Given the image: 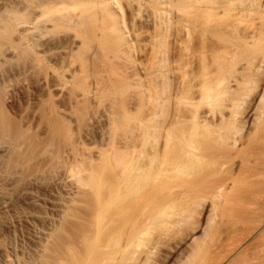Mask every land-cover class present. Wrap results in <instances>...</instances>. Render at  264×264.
Masks as SVG:
<instances>
[{
  "label": "bare ground",
  "instance_id": "1",
  "mask_svg": "<svg viewBox=\"0 0 264 264\" xmlns=\"http://www.w3.org/2000/svg\"><path fill=\"white\" fill-rule=\"evenodd\" d=\"M121 5L0 0V264H264V0Z\"/></svg>",
  "mask_w": 264,
  "mask_h": 264
},
{
  "label": "rangeland",
  "instance_id": "2",
  "mask_svg": "<svg viewBox=\"0 0 264 264\" xmlns=\"http://www.w3.org/2000/svg\"><path fill=\"white\" fill-rule=\"evenodd\" d=\"M152 2H147V1H144V0H120V2H121V6H122V8L124 9V15H123V30H124V34H125V36H126V38L128 37V39H136V41H137V43H138V45L139 46H141V45H144V47H146L145 45L146 44H148V46L150 45V40L151 39H155V37L157 38L158 36H155V34H157V33H154V18H152V16L154 15H152V12L153 13H156V12H158V10H159V12L162 14V15H164L163 17H166L165 15L167 14L166 13V10L167 9H169V7L170 6H172L171 4H173V2L174 3H177L178 4V2H179V4L181 5V0H166L165 2L164 1H161L160 3L158 2V0H156L157 1V3H156V1H154V0H151ZM168 1H169V3H168ZM172 1V2H171ZM131 3V4H130ZM154 4V5H153ZM157 4V5H156ZM163 4V5H162ZM168 5V8H166L167 7V5ZM150 5V6H149ZM156 5V6H155ZM159 5V7H157ZM161 5V6H160ZM176 5V4H175ZM179 5V6H180ZM138 6H140L141 7V12L139 13L140 15H138V13L136 12V8L135 7H138ZM155 6V7H154ZM178 6V5H177ZM154 7V8H153ZM157 7V8H156ZM174 6H172L171 8H173ZM169 9L168 10V14H167V20L165 19V21H164V23H165V25H166V23H168L170 20H171V23L173 24V25H171V27H172V29H170V28H168L167 26V28L168 29H170V30H167V28H166V30H165V28L163 27L164 26V24L163 23H161V25H159V26H156L155 27V29H157V31H160L159 29H161V31L160 32H158V33H161L162 34V31H165L166 33H170L169 34V36H168V34H165V32L163 33V35H165V37L163 36V38L159 35V37H160V39H167L168 37L170 38V39H179L180 37V39H182V36H183V38H184V32H181V31H183L182 29H180V28H183V24H184V21H185V19H184V17L182 18L181 17V15H180V17L178 16L179 14H177L176 15V11L178 12V11H180V9L179 8H173V10L172 9ZM165 9V10H164ZM174 9H176V11H174ZM162 10H163V12H162ZM172 11V12H171ZM166 13V14H165ZM173 13H175L174 14V16H172V18L174 19V17H175V15H176V17H177V20H175L176 19V17H175V19L173 20L171 17H170V15H172ZM182 12L180 11V14H181ZM207 15H210V14H207ZM206 15V16H207ZM251 15V14H250ZM249 15V16H250ZM256 15H258V14H256ZM255 15V13H254V15L253 16H255L256 18H254L252 15H251V17L248 19V17L247 16H241L243 19L242 20H245V18H246V20L248 19V22L249 21H253V23L254 22H256V23H254V24H258L257 26L259 27V25H261V24H259L260 22H259V20H258V18L257 17H259V19H260V15H258V16H256ZM182 16H183V14H182ZM169 17V18H168ZM210 17V16H209ZM208 17V18H209ZM241 17H239L238 18V20L241 18ZM178 18H180V20H178ZM207 18V19H208ZM213 18V17H212ZM168 19H170V20H168ZM182 19V20H181ZM184 19V20H183ZM210 20H212V19H210ZM242 20L240 19L239 21L241 22V23H244V22H246V21H244V22H242ZM255 20V21H254ZM256 20H258V22L256 21ZM166 21H168V22H166ZM172 21H174V22H172ZM176 21V22H175ZM180 21V22H179ZM262 21V20H261ZM179 22V24L177 25V23ZM248 22H246V24H249ZM181 23V24H180ZM253 23H251V24H253ZM169 25V24H168ZM177 25V26H176ZM181 25V26H180ZM240 25V24H239ZM255 25V26H256ZM170 26V25H169ZM242 27H245V26H247V25H245V23H244V25H241ZM176 28V30H175V28ZM241 27V28H242ZM179 28V29H178ZM239 28H240V26H239ZM174 29V30H173ZM180 30V31H179ZM173 33H172V32ZM179 31V32H178ZM101 34V33H100ZM128 34V35H127ZM183 34V35H182ZM196 33H194V35H195ZM208 34H210V33H208L207 32V34L205 33V35L203 34V36H206L207 37V39H214L213 37L214 36H212V35H208ZM154 35V36H153ZM173 35V37H170V36H172ZM198 34H196L195 36H193L194 37V39H195V37H196V39H203L202 37H200V35L199 36H197ZM102 36H103V38H101V39H111V37L110 38H108V37H106L105 38V36H106V34H105V36L102 34ZM166 36H168V37H166ZM202 36V35H201ZM210 36V37H209ZM198 37H200V38H198ZM168 38V39H169ZM159 39V38H158ZM185 39V38H184ZM193 39V38H192ZM146 47V49L145 50H147V52H148V48L149 47ZM144 47L142 46V47H140V50H142V48L144 49ZM144 51V50H143ZM141 51V52H139V57H138V60H144V62H145V60H146V55L148 54L146 51ZM140 53H142L141 55H140ZM144 53V54H143ZM146 53V54H145ZM146 56V57H145ZM145 58V59H144ZM153 232H156V231H152L151 233H152V236H150V237H153V235H154V237L158 234V232L156 233V235L153 233ZM160 247H162V246H160ZM161 249V248H160ZM157 260V259H156ZM158 262V263H157ZM164 264V260H163V257L162 258H158V260L155 262V263H152V264Z\"/></svg>",
  "mask_w": 264,
  "mask_h": 264
}]
</instances>
